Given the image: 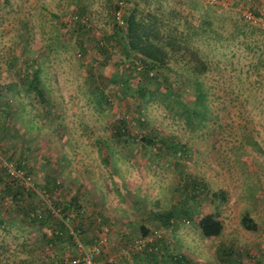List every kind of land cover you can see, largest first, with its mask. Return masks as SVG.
<instances>
[{
    "label": "rangeland",
    "instance_id": "obj_1",
    "mask_svg": "<svg viewBox=\"0 0 264 264\" xmlns=\"http://www.w3.org/2000/svg\"><path fill=\"white\" fill-rule=\"evenodd\" d=\"M225 1L230 3L223 2L217 10L227 13L237 25L229 20L222 23L216 38L194 41L208 63L202 80L207 96L206 104L194 107L193 127H189L162 104L142 102L136 96L130 99L128 94L120 101L112 98L101 110L95 108L85 79L92 56L89 51L76 54L73 36L64 31L61 21L82 6L94 37H99L108 30L114 0H0V102L7 97L4 104L13 109L11 117L0 120V130L2 125L16 124L19 114L27 121L20 130L25 129L29 136L13 137L6 147L19 146L27 137L24 143L29 147L24 151L38 181L50 171L59 181L60 195L78 192L92 202L90 207L108 217L111 228L104 241L110 247L107 259L116 257L115 249L122 240L119 232L126 231L135 245L139 243L136 224L142 221L159 228L157 233L165 236L171 251L192 259L215 264L219 260L217 247L224 245L244 263H260L264 253V25L248 21L240 13L252 5ZM110 55L116 58L118 54L110 50ZM95 58L100 60L101 55ZM25 65L40 68L42 81L51 86L56 115L41 113L39 104H31L22 92L24 84L18 76ZM94 67L106 77L119 68L112 60ZM171 89L189 107L193 99L190 88L174 85ZM125 102L144 111L147 123L142 129L172 135L183 144L181 152L172 155L153 148L145 150L139 138H109L107 124L118 116ZM130 126L132 132L137 129V135L141 133L136 122ZM99 136L112 145L118 168L102 159L104 145L97 143ZM187 173L204 180L210 189L225 190L226 199L210 203L203 195L190 220L158 227L153 210L181 197L176 185ZM208 211L216 213L222 223L218 235L203 236L198 231L196 218ZM243 212L256 221V229L239 224ZM48 247L32 221L12 202L0 200V264H55L54 252ZM53 248L59 256L72 254ZM96 260L104 263L99 255Z\"/></svg>",
    "mask_w": 264,
    "mask_h": 264
},
{
    "label": "trees",
    "instance_id": "obj_2",
    "mask_svg": "<svg viewBox=\"0 0 264 264\" xmlns=\"http://www.w3.org/2000/svg\"><path fill=\"white\" fill-rule=\"evenodd\" d=\"M123 1L124 4L120 6L121 22L115 20L114 11L117 5L114 0L110 10L108 30L103 31L99 37H94L89 16L82 6L76 7V11L61 21L64 31L73 36L72 44L75 46L76 54L82 55L89 51L90 57L92 56L93 61L86 64L85 79L95 108L101 110L111 103L112 98L115 97V101H120L128 94L130 99L136 96L142 102L154 101L162 104L172 115L183 118L185 124L193 127L191 115L194 107L196 104L198 106L206 104L207 91L202 86V80L208 67L206 59L199 52L194 41L207 39L210 36L216 38L221 33L222 23L230 22L229 20L233 26L237 25L227 13L217 10L223 2L227 4L230 2L225 0ZM253 7L252 5V8H247L254 14H259L260 11ZM240 13L242 14L241 10ZM110 50H116L118 54L116 58H112ZM262 54L264 56V47ZM100 55L101 59L97 60L95 57ZM110 60L119 66L115 73L106 77L100 70H95V64L98 67ZM23 67L18 76L19 82L24 84L22 92L29 96L31 104H34L33 101L39 104L41 113L48 116L56 115V106L50 98L51 86L42 81L40 68L35 66L29 69L26 65ZM133 77L135 79L131 83ZM113 82L117 87H110ZM174 85L177 89L190 88L193 99L189 107L180 95L171 89ZM15 92L21 94L20 89H15ZM6 98L4 102H0L2 116L0 120L4 121L13 113L10 105L4 104L8 101ZM0 101L3 100L0 98ZM20 107L22 108V103ZM134 108L127 102L124 103V108L118 116L107 124L109 138L125 141L139 138L145 150L153 148L158 153L172 155L181 152L179 150L181 146L183 148V144L174 140L172 135L165 136L156 129L154 133H151L153 129H142L141 127L147 123V118L140 106ZM18 115L16 117L19 120L17 119L16 124L2 125L0 130V200L12 202L21 215L37 226L43 243L54 252L55 264H60L61 256L53 247L58 246L60 249L70 251L72 254H67L69 258H79L82 254L79 244L84 251L92 244H97L99 252L92 259L97 263L96 257L98 255L103 257L104 263L101 264H164L166 261L170 264H207L183 253L171 251L165 236L157 233L159 228H153L142 221L136 224V237L139 243L135 245L136 242L128 238L126 231L119 232L122 240L121 245L115 249L116 257L107 259L106 255H109L110 247L104 244V241L107 238L105 234L107 235L108 229L111 228L108 217L100 213L99 209L90 207L92 202L83 199L78 192L66 196L60 195L59 181L50 171L46 170L40 181L35 178L32 166H29L28 155L24 151L29 147L24 143L29 136L25 129L24 132L20 130L22 124L25 125L27 121ZM29 117L31 118L32 115ZM132 121L141 129L139 135L135 132L137 129L131 131ZM25 134L27 137L20 141L23 144L12 148L6 147L13 137L21 139ZM105 138L99 136L97 140V143L104 145L102 159L112 161L118 168V163L113 161L116 159L114 149L111 144L108 145ZM2 159L11 161L15 167L30 175L32 187L29 188L25 183L11 176L1 163ZM176 189L182 193L180 198L153 210L158 227L166 228L175 226L177 221L190 220L196 210L195 203L198 204L203 195L208 196L210 203L215 201L222 203L226 199L225 190L210 189L204 180L188 173L182 175ZM238 221L244 228L254 230L257 227L256 221L248 212L241 213ZM196 225L203 236L218 235L222 229L220 219L212 211L198 216ZM217 248L219 260L215 264H246L241 261L240 256L236 257L239 254L232 255L228 247L221 245ZM74 264L84 263L78 259ZM259 264H264V253Z\"/></svg>",
    "mask_w": 264,
    "mask_h": 264
},
{
    "label": "built area",
    "instance_id": "obj_3",
    "mask_svg": "<svg viewBox=\"0 0 264 264\" xmlns=\"http://www.w3.org/2000/svg\"><path fill=\"white\" fill-rule=\"evenodd\" d=\"M114 16L117 22H121L120 17V6L124 4L123 0H116ZM243 16L248 20L259 24L260 26L264 25V10L259 14H254L250 9H243L242 11ZM1 163L4 164L5 170L15 178L19 179V181L25 183L27 186L32 187V178L30 175L25 174L22 169L19 167H15L11 161L1 160ZM82 254L80 257H72L69 258L67 255H61V262L60 264H74L80 259L84 264H97L93 261L92 257L99 252V246L97 244H92L90 248L86 251L83 250L81 245L79 244Z\"/></svg>",
    "mask_w": 264,
    "mask_h": 264
},
{
    "label": "crops",
    "instance_id": "obj_4",
    "mask_svg": "<svg viewBox=\"0 0 264 264\" xmlns=\"http://www.w3.org/2000/svg\"><path fill=\"white\" fill-rule=\"evenodd\" d=\"M239 5H253L260 12L264 10V0H240Z\"/></svg>",
    "mask_w": 264,
    "mask_h": 264
}]
</instances>
